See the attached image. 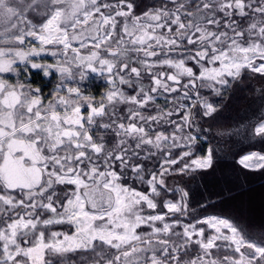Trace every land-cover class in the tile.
I'll return each mask as SVG.
<instances>
[{
	"label": "snow or ice",
	"instance_id": "1",
	"mask_svg": "<svg viewBox=\"0 0 264 264\" xmlns=\"http://www.w3.org/2000/svg\"><path fill=\"white\" fill-rule=\"evenodd\" d=\"M247 74L264 79V0H0V264H264V229L168 183L215 177L201 121ZM259 99L244 136L264 145ZM232 171L264 175V148Z\"/></svg>",
	"mask_w": 264,
	"mask_h": 264
},
{
	"label": "trees",
	"instance_id": "2",
	"mask_svg": "<svg viewBox=\"0 0 264 264\" xmlns=\"http://www.w3.org/2000/svg\"><path fill=\"white\" fill-rule=\"evenodd\" d=\"M35 77L34 83H39V74L36 73ZM263 86L264 79L247 74L242 85H234L226 96L211 98L220 108L214 117L201 121L204 128L201 148L212 147L221 156L227 153L226 159L220 161L215 177L202 178L200 172L183 177L179 174L171 176L172 186L184 187L187 184L186 190L190 189L189 208L199 217L218 215L230 218L244 231L264 229V175L248 173L246 180L243 176L237 179L232 171L233 154L264 148V145L244 136L249 118L254 123L260 109L259 92ZM216 193L222 195L217 196ZM172 195L169 193V198ZM175 195L178 199L179 193Z\"/></svg>",
	"mask_w": 264,
	"mask_h": 264
},
{
	"label": "rangeland",
	"instance_id": "3",
	"mask_svg": "<svg viewBox=\"0 0 264 264\" xmlns=\"http://www.w3.org/2000/svg\"><path fill=\"white\" fill-rule=\"evenodd\" d=\"M46 60L51 61L53 58L51 57H45ZM34 76H36V73H34ZM55 83V81L53 82ZM86 90H90L92 92V94L99 96L100 94L103 93L105 86H106V81H104L100 76H98L97 74H90L89 80L87 82H85V84L83 85ZM45 87H48V84H45ZM264 88V86H263ZM163 102V101H161ZM202 140H204V138H201ZM207 148V147H206ZM204 148V149H206ZM171 179L172 177L168 178V183L171 185ZM140 187H142L141 185H139Z\"/></svg>",
	"mask_w": 264,
	"mask_h": 264
}]
</instances>
